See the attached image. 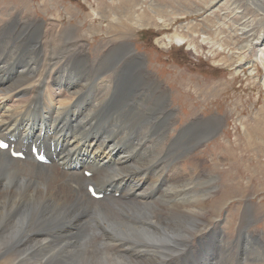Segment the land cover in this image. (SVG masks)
Masks as SVG:
<instances>
[{
  "label": "bare ground",
  "instance_id": "bare-ground-1",
  "mask_svg": "<svg viewBox=\"0 0 264 264\" xmlns=\"http://www.w3.org/2000/svg\"><path fill=\"white\" fill-rule=\"evenodd\" d=\"M27 21L43 28L40 22ZM55 27H47L35 43L43 58L41 63L21 65L14 58L0 65V139L14 144L18 151H26V159L19 160L9 150H0V264H81L82 260L83 264H224L244 256H248L244 261L251 264L264 262V241L252 233L236 243L238 252L233 247L227 251L231 244L226 241L227 235L218 226L207 227L209 213L201 205L202 201L208 204L214 198L216 186L210 187L209 192L201 189L199 178H184L182 163L170 160L210 139L212 129L218 130L216 119L207 122L211 130L207 127L199 137L200 128L192 122L179 131L171 148H165L166 142L163 148L161 143L151 146L146 137H111L102 121L115 103L129 96L136 98L139 93L135 88V93L128 96L130 90L122 89L125 72L134 78L139 68L151 84V91L159 94L158 104H167V89L147 68L130 64L123 69L117 67L113 60L120 53L115 48L97 63H91L87 47L80 44L78 36L72 30L60 32ZM245 30L241 28L239 33ZM263 37L252 43L259 45L256 60L262 64ZM183 38L175 39L181 44ZM58 40L63 41L59 51ZM75 66L82 67L76 71ZM78 73L83 75L82 82L77 80ZM161 134L166 135L167 130ZM32 145L39 146L50 164L34 159ZM149 147L151 152L158 151L157 158L149 154ZM160 159L173 163L169 168L174 171L171 180L165 174L169 173L165 163L159 171L155 170ZM85 170L91 171L92 176L86 177ZM6 173L8 178L4 177ZM90 184L105 194L102 200L91 197L87 189ZM34 204L51 212L64 210L68 225L63 230L67 231L64 237L81 239L55 245L47 231L41 228L35 232L33 224L28 228L32 223L28 210ZM50 214L52 223L56 218ZM199 234L203 236L196 238ZM196 239L197 245L193 243ZM206 248L211 250L209 254L204 252Z\"/></svg>",
  "mask_w": 264,
  "mask_h": 264
},
{
  "label": "rangeland",
  "instance_id": "rangeland-1",
  "mask_svg": "<svg viewBox=\"0 0 264 264\" xmlns=\"http://www.w3.org/2000/svg\"><path fill=\"white\" fill-rule=\"evenodd\" d=\"M27 20L40 22L43 28H36ZM54 26L60 32H74L80 44L87 47L91 63H97L115 48L120 53L113 60L117 67L123 69L130 64L147 68L167 89V104H158L159 94L151 91V84L139 68L134 78L125 72L122 89L130 90L128 96L135 93V88L139 93L136 98L129 96L115 103L102 121L111 137H146L151 146L161 143L163 148L166 142L165 148H171L179 131L192 122L200 128L194 129L199 137L207 127L210 129L207 122L216 119L218 130L212 129L210 139L170 160L182 163L184 178H199L201 189L209 192L210 187L216 186L214 198H207L210 202L202 201L201 205L209 213L207 227L218 226L227 235L226 241L231 243L227 251L233 247L238 252L236 243L250 233L264 241V63L257 62L259 45L252 44L264 36V0H0V65L14 58L21 65L41 63L43 58L35 43L46 29L53 30ZM241 28L246 32L240 34ZM176 36L184 37L181 44ZM58 41L57 51L63 47V41ZM260 44L263 48L264 41ZM82 77L78 73L77 80ZM164 129L167 134L159 135ZM148 152L153 159L158 157V151L151 152L150 147ZM164 163L172 175L165 174L171 180L174 171L169 168L173 163L160 159L155 170L159 171ZM118 192L123 194L121 189ZM50 213L56 218L52 223ZM28 216L32 219L28 228L33 224L35 232L41 228L47 231L55 245L81 239L64 237L68 226L64 210L51 212L34 204ZM200 236L203 234L196 238ZM193 243L197 245L198 240ZM210 251L204 250L207 254ZM236 259L238 263H252L244 261L248 259L244 256L224 264H236Z\"/></svg>",
  "mask_w": 264,
  "mask_h": 264
}]
</instances>
